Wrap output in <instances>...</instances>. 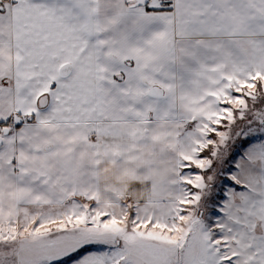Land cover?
Masks as SVG:
<instances>
[{"label":"snow or ice","instance_id":"6c2138e0","mask_svg":"<svg viewBox=\"0 0 264 264\" xmlns=\"http://www.w3.org/2000/svg\"><path fill=\"white\" fill-rule=\"evenodd\" d=\"M0 264H264V0H0Z\"/></svg>","mask_w":264,"mask_h":264}]
</instances>
